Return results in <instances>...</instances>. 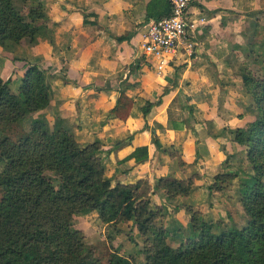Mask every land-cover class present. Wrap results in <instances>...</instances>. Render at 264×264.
Instances as JSON below:
<instances>
[{
  "label": "crops",
  "instance_id": "0c3cea01",
  "mask_svg": "<svg viewBox=\"0 0 264 264\" xmlns=\"http://www.w3.org/2000/svg\"><path fill=\"white\" fill-rule=\"evenodd\" d=\"M42 2L49 18L47 26L41 28L33 43L22 46L24 38L14 47H6L8 41L0 44V76L13 83L19 80L18 88L29 62L45 68L47 62L60 63L61 70L48 73L50 100L38 111L46 119L59 117L80 144L98 139L105 157V174L112 182L133 183L142 179L147 180L152 190L158 177L186 179L197 174L187 195L169 197L162 188L149 192L152 207L165 205L157 217L163 221L156 224L168 230V219L181 224V229L169 230L167 241L177 236L178 231L188 236L190 215L183 204L199 209L194 205L203 202L202 196L220 191H209L207 185L222 171L224 152L233 153L240 148L230 131L254 118L253 112L245 113L251 97L241 75L234 74V59L245 46L236 30L241 16L252 15L264 6L256 0H191L189 15L196 24L197 41L193 54L187 61L179 58L160 73L142 53L141 31L149 20L167 13L166 0ZM237 41L242 44L241 49ZM134 46L140 48L146 64L132 55ZM18 47L22 53L17 52ZM20 56L27 64H17ZM135 59L138 67L130 72L131 67H125L126 78L113 85L111 79L122 76L125 70L122 68L133 65ZM99 85L109 86L93 87ZM116 88L134 99L125 120L110 114ZM165 88L168 90L163 92ZM158 97L161 100L150 107L144 126L141 107L146 100L155 101ZM152 129L160 148L152 141ZM128 136H131L129 140L116 143ZM141 145L147 146L145 160L125 158Z\"/></svg>",
  "mask_w": 264,
  "mask_h": 264
},
{
  "label": "trees",
  "instance_id": "16d2710c",
  "mask_svg": "<svg viewBox=\"0 0 264 264\" xmlns=\"http://www.w3.org/2000/svg\"><path fill=\"white\" fill-rule=\"evenodd\" d=\"M19 1L26 5L25 11L17 8L16 0H0L1 45L24 38L34 42L49 22L42 0ZM169 10L168 4L167 13ZM137 67L135 59L129 72ZM241 77L257 107L254 119L233 131V139L247 147L249 169L228 167L218 172L207 188L220 190L238 177L239 200L247 215L242 226L233 224L215 232L208 220L192 210L189 235L177 246L171 245L167 241L169 230L156 224L164 206L152 207L149 192L162 188L169 197L187 195L197 174L186 179L158 177L152 190L147 180L112 182L105 174V157L98 139L82 145L67 126L50 129L45 117H34L30 129H21L15 138L0 133V161L4 162L0 172V264H68L64 243L70 246L79 239L75 236L79 230L72 226L73 216L92 210L105 224L129 221L146 235L149 243L144 251L145 264H264V76L253 77L242 71ZM9 82V78L0 76V124L20 123L48 105V74L38 63L26 65L17 90L11 89ZM116 90L110 114L125 120L134 99L123 89ZM160 100H146L142 105L144 126L150 107ZM187 127L194 130L188 124ZM151 138L160 148L154 129ZM129 157L137 162L145 160L147 146L135 147L125 158ZM46 171L54 173L55 178ZM70 251L74 253L72 247ZM107 254L109 264H134L130 256L111 249Z\"/></svg>",
  "mask_w": 264,
  "mask_h": 264
},
{
  "label": "rangeland",
  "instance_id": "374dc122",
  "mask_svg": "<svg viewBox=\"0 0 264 264\" xmlns=\"http://www.w3.org/2000/svg\"><path fill=\"white\" fill-rule=\"evenodd\" d=\"M16 1L17 8L20 11H25L27 8L26 5H24L19 0ZM256 2L258 5L264 6V0H256ZM236 31H239L238 34L240 42L242 44H245V46L242 48V44L237 41L239 47L241 45L240 49L242 48V52L236 59H234V74L236 76H239L241 75L242 71H245L249 75L251 74V76L253 77H263L264 7L261 9H256L255 13H253L252 15L241 16ZM8 42L10 43L5 45L6 47H14L16 45V43H13L12 41ZM26 43L33 42L25 38L23 40L22 46ZM21 49V47H18L17 52H20ZM134 49L135 50L132 55L139 57L142 63H145L144 56L141 54L140 48L134 46ZM4 53L5 51H2V54ZM7 55L9 54L7 53ZM128 55L130 54L128 53ZM17 58L21 60L19 61L20 63H17L19 66L27 64V62L24 63L22 61L23 57L20 56ZM17 58L15 59L17 60ZM46 64V68L40 64L39 65L46 69L47 74L53 72V70L55 71L60 69H58L60 63H56L55 61L47 62ZM128 65L129 64L124 66V68L122 69H125V67L130 68L132 66V63L129 66ZM122 71V76H120L121 74L119 72L120 75H117L116 77H113V79H111V83L113 85H116L119 80L125 78L127 70L125 69ZM153 71L156 70L153 69ZM18 81L19 80H15V82L13 83L12 80H10L9 86L11 87V89L17 90L16 87L18 85ZM249 105L250 106L248 107H250V109L252 110L247 107L245 109V113L248 114L253 112L255 115V113L257 112V107L255 106L252 98L250 99ZM33 113L27 115V117L21 120L20 123L1 122L0 133L3 135L10 134L11 136H13V138H15L18 132L21 131V129L29 130L34 117H43L42 113L40 114V111H37L35 115H33ZM46 122L48 123V127L50 129L57 125L63 126V123H65L59 117L46 119ZM227 136L228 135L226 134V137ZM224 153L225 155L222 164V171L227 169L228 167L234 169H249L248 159L246 157L247 147L244 144H240V148L234 151L230 156H228V154L231 153L227 151H225ZM3 166L4 162L0 161V172L3 169ZM46 173L52 178H55L54 173H52L51 171H46ZM203 194H205V192ZM201 201H203L201 202V204L194 205L199 208L196 209V212L198 216H202L204 220L208 219V221L212 224V230L215 232H218L233 224L242 226L247 220V215L241 207V202L239 200L238 177H235L231 181L226 182V184H223L222 189L214 193L212 196H202ZM162 206L165 207V205ZM183 206L185 212L190 215V211L193 210L192 206L190 208L188 206H185V204H183ZM72 220V226L79 230L77 234H75V236H79V239H75V242L70 246L68 245V242L64 243L67 246V257L64 258L68 264H109L107 254L108 249H111L118 254L130 256L133 259L134 264H145L146 252L144 251L149 242L146 235H143L140 232H136L134 224L132 222L116 221L114 223L105 224V222H103L99 218L95 210H92L87 214H76L73 216ZM161 221H163V219L161 218H157L156 220L157 223ZM166 226L169 228V230H172L171 228L181 229V224L177 221H172V218L168 219V221L166 222ZM176 233H178L176 234L177 236H172L169 239V243L173 246H177L180 241H182V239L186 237L184 234L181 235L179 231ZM170 234L171 232L169 231L168 235ZM76 241L81 243H77ZM71 247L73 248L74 253L70 251Z\"/></svg>",
  "mask_w": 264,
  "mask_h": 264
},
{
  "label": "built area",
  "instance_id": "2783aa9c",
  "mask_svg": "<svg viewBox=\"0 0 264 264\" xmlns=\"http://www.w3.org/2000/svg\"><path fill=\"white\" fill-rule=\"evenodd\" d=\"M169 12L149 20L141 31L143 55L162 73L177 62L188 60L196 45V24L189 15L191 0H166Z\"/></svg>",
  "mask_w": 264,
  "mask_h": 264
}]
</instances>
